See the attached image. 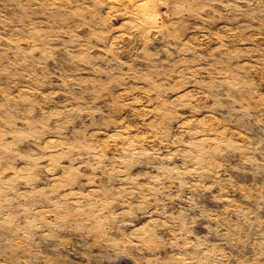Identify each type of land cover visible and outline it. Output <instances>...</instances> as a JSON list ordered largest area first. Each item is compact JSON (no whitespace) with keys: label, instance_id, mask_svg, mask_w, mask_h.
I'll return each instance as SVG.
<instances>
[{"label":"clouds","instance_id":"clouds-1","mask_svg":"<svg viewBox=\"0 0 264 264\" xmlns=\"http://www.w3.org/2000/svg\"><path fill=\"white\" fill-rule=\"evenodd\" d=\"M0 264H264V0H0Z\"/></svg>","mask_w":264,"mask_h":264}]
</instances>
